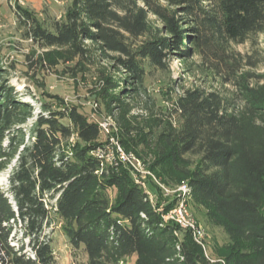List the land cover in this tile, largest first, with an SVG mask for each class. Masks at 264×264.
<instances>
[{"label": "trees", "instance_id": "obj_1", "mask_svg": "<svg viewBox=\"0 0 264 264\" xmlns=\"http://www.w3.org/2000/svg\"><path fill=\"white\" fill-rule=\"evenodd\" d=\"M16 13L47 57L55 50L74 69L96 71L100 104L118 123L149 97L146 65L163 70L175 58L200 79L175 102L179 124L161 135V160L180 170L188 197L209 209L230 244L221 261L207 260L188 230L163 221L161 202L130 167L97 156L109 140L63 98L41 104L27 142L35 108L9 83L0 56V174L16 161L8 195L0 189L2 264H59L46 234L56 224L74 264H264V0H72L51 29ZM187 157L191 169L180 165ZM18 224L28 242L15 247Z\"/></svg>", "mask_w": 264, "mask_h": 264}, {"label": "rangeland", "instance_id": "obj_2", "mask_svg": "<svg viewBox=\"0 0 264 264\" xmlns=\"http://www.w3.org/2000/svg\"><path fill=\"white\" fill-rule=\"evenodd\" d=\"M71 4L72 0H0V56L8 70L9 83L19 92V97L35 108V117L24 126L27 142L41 104L50 101L48 96H59L67 103L78 106L94 122L109 117L100 104V82L96 71L74 69L75 63L60 60L55 50H51L47 57L46 52L49 50H43L40 45L26 37L27 27L21 23L16 13L18 8H22L44 28L51 29L53 22L61 20ZM237 49L247 52L249 45L237 46ZM146 66L145 87L149 97L139 100L136 109L120 123L115 113L112 116L114 127L109 133L101 134V139L109 140L110 148H113L111 156H117L119 146L130 157L132 164L127 166L132 169L134 179L143 186L155 203L160 201V206L165 207L183 196L180 189L186 187L187 183L179 169L162 163L160 152L164 142L161 135L168 133L169 125L176 128L179 124L175 102L183 88L202 83L200 79L184 75L175 58L166 60L163 70ZM66 68H71L70 72ZM91 103H98L99 110H93ZM125 122L129 125L128 137H123L125 132L122 126ZM120 140L126 142V149L121 146ZM195 163V158L187 157L180 165L182 168L191 169ZM15 166L16 161H13L0 174V189L7 195L9 177ZM186 200L189 214L204 231V245L199 246L205 258L211 262L221 261L227 253L226 247L230 244L224 229L210 217L209 209L205 205L192 202L188 195ZM46 234L51 236L57 262L74 264L73 249L61 226L56 224L53 228L46 229ZM178 234L181 238L184 236L183 232ZM21 242L27 244L28 240L23 238L18 224L11 234L10 245L18 247ZM27 252L31 254L28 248ZM135 259L136 257H132L124 264H134Z\"/></svg>", "mask_w": 264, "mask_h": 264}, {"label": "built area", "instance_id": "obj_3", "mask_svg": "<svg viewBox=\"0 0 264 264\" xmlns=\"http://www.w3.org/2000/svg\"><path fill=\"white\" fill-rule=\"evenodd\" d=\"M91 108L95 111H98L99 104L91 103ZM96 123L99 124L101 134L109 133V131L115 125L113 117L111 116L104 118L102 119V121ZM117 149H118V154L116 157L111 156L113 154L112 153L113 148H110L109 145L106 146V150L104 151L99 150L97 152V156H99L100 158H105L108 162H122L126 165H131L132 161L130 160V157L125 155V153L119 146L117 147ZM180 190L183 191V196L180 197V199L176 202L175 206L170 211L166 212L165 208L163 206H160L157 209V212L161 214L162 219L165 223L173 222L177 224L181 229L188 230L191 233L193 240L198 245L203 246L204 231L199 226L198 222L191 217L187 208V200H186L187 186L186 187L184 186ZM0 264H2L1 261Z\"/></svg>", "mask_w": 264, "mask_h": 264}]
</instances>
